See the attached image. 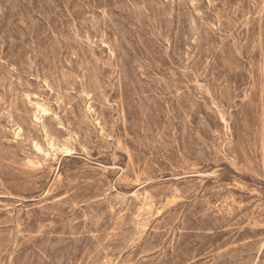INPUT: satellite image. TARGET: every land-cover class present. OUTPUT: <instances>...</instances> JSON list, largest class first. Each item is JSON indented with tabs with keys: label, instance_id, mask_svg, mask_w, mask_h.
<instances>
[{
	"label": "rangeland",
	"instance_id": "374dc122",
	"mask_svg": "<svg viewBox=\"0 0 264 264\" xmlns=\"http://www.w3.org/2000/svg\"><path fill=\"white\" fill-rule=\"evenodd\" d=\"M0 264H264V0H0Z\"/></svg>",
	"mask_w": 264,
	"mask_h": 264
}]
</instances>
